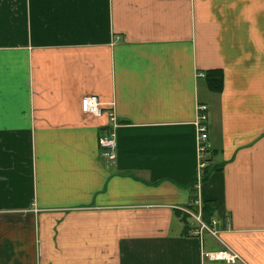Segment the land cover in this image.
Listing matches in <instances>:
<instances>
[{"label": "crops", "instance_id": "0c3cea01", "mask_svg": "<svg viewBox=\"0 0 264 264\" xmlns=\"http://www.w3.org/2000/svg\"><path fill=\"white\" fill-rule=\"evenodd\" d=\"M197 200L264 264V0H0V264H216Z\"/></svg>", "mask_w": 264, "mask_h": 264}, {"label": "built area", "instance_id": "2783aa9c", "mask_svg": "<svg viewBox=\"0 0 264 264\" xmlns=\"http://www.w3.org/2000/svg\"><path fill=\"white\" fill-rule=\"evenodd\" d=\"M200 76L205 77V74H200ZM82 109L84 112L94 114L96 116H102L104 114L103 103L96 96L84 97L81 101ZM198 150H199V180L201 181L204 177V172L210 166V158L213 151V144L210 140L209 135V107L206 104H200L198 106ZM110 129L107 134L100 137L99 144L102 150V156L108 161H113L117 158L118 151V133L119 122L117 117L112 114L110 115ZM189 208H182V210L190 216L197 227L195 229V234L203 237L205 232L212 235L215 239L223 244V248L218 250H202V256L204 260L211 263H225V264H237L238 262H243L242 256L231 246L226 244L220 236V230L218 229V220L213 219L212 222H207L202 214L197 211V209H192L191 206H196L197 208L201 206L199 200L194 201L189 204ZM226 227H230L229 221L224 222Z\"/></svg>", "mask_w": 264, "mask_h": 264}, {"label": "trees", "instance_id": "16d2710c", "mask_svg": "<svg viewBox=\"0 0 264 264\" xmlns=\"http://www.w3.org/2000/svg\"><path fill=\"white\" fill-rule=\"evenodd\" d=\"M208 81L210 82L211 86L215 89L220 91L222 88V73L219 71L212 72L208 74ZM209 206H204V216L206 217V220H210L211 216H207L206 213L209 211Z\"/></svg>", "mask_w": 264, "mask_h": 264}]
</instances>
